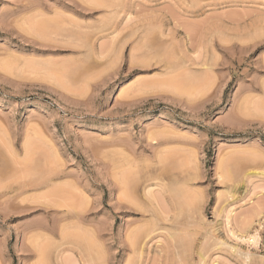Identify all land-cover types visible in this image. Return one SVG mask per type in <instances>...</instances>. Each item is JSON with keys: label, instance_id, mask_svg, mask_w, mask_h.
Segmentation results:
<instances>
[{"label": "rangeland", "instance_id": "1", "mask_svg": "<svg viewBox=\"0 0 264 264\" xmlns=\"http://www.w3.org/2000/svg\"><path fill=\"white\" fill-rule=\"evenodd\" d=\"M164 243L264 264V0H0V264Z\"/></svg>", "mask_w": 264, "mask_h": 264}, {"label": "bare ground", "instance_id": "2", "mask_svg": "<svg viewBox=\"0 0 264 264\" xmlns=\"http://www.w3.org/2000/svg\"><path fill=\"white\" fill-rule=\"evenodd\" d=\"M187 78V77H186ZM179 88V87H178ZM152 192V191H151ZM151 192H150V190H147V192L146 193H150L151 194ZM153 193V192H152ZM152 203V202H151ZM153 204V203H152ZM151 207V206H150ZM145 209V208H144ZM156 209V208H155ZM149 211V210H148ZM151 213H152V211H151ZM228 213V212H227ZM155 214V213H154ZM157 216H158V218L160 217L158 214H156ZM168 215V214H167ZM229 215H227V217H228ZM167 217V216H166ZM165 217V218H166ZM226 217V216H225ZM226 217V218H227ZM167 219V218H166ZM228 221V220H227ZM238 221V220H237ZM228 224V223H227ZM147 227V226H146ZM153 227V226H152ZM230 229V228H229ZM152 230V229H151ZM136 231H138V230H136ZM230 231H231V229H230ZM245 231V230H244ZM141 232V231H140ZM229 232V231H228ZM232 232V233H231ZM230 233L232 234V236L234 235V236H236V239H239L240 241L242 240V242L243 241H246V242H251V243H253L254 245L255 244H257V242H258V239H259V234L257 233V231H254L253 233H251V234H249V235H245V233L244 234H237V233H235V231L233 232V231H231ZM143 233V232H142ZM146 233H148V231L146 232ZM150 233V232H149ZM242 233V232H241ZM137 234H139L138 232H136V237H137ZM230 234V235H231ZM130 235V234H129ZM148 235V234H147ZM172 235V234H171ZM132 236H133V234H132ZM141 236V235H140ZM144 236V235H143ZM146 237V236H145ZM172 237V236H171ZM139 238V237H138ZM142 238V237H141ZM135 239V238H134ZM235 239V240H236ZM133 240V239H132ZM141 240V239H140ZM129 241V240H128ZM132 242H134V241H132ZM135 242H136V239H135ZM220 242V241H219ZM132 245H133V243H131ZM159 244V243H158ZM137 245H138V243H137ZM161 245V244H160ZM225 245V244H224ZM168 246V245H167ZM223 246V245H222ZM133 247H135V246H133ZM166 247V244L164 243V247H163V249L161 248V251H159V252H161L160 254H159V257L157 258V260H158V263H162V264H167L168 262H169V260H170V252L169 251H165L164 249H167V248H165ZM230 247V246H229ZM132 248V247H131ZM139 249H140V245H139V247H138ZM157 248H158V246H157ZM138 249V250H139ZM142 249V248H141ZM133 250V249H132ZM158 250H159V248H158ZM235 249L233 248V251H234ZM141 250H139V252H140ZM238 251V250H237ZM242 252V251H241ZM137 253V252H136ZM142 253V252H141ZM140 253V254H141ZM236 253V252H235ZM243 253V252H242ZM139 255V254H138ZM142 255V254H141ZM239 255V254H238ZM241 257V256H240ZM242 258V257H241ZM202 264V263H201Z\"/></svg>", "mask_w": 264, "mask_h": 264}]
</instances>
